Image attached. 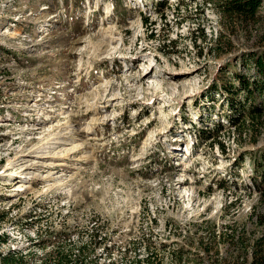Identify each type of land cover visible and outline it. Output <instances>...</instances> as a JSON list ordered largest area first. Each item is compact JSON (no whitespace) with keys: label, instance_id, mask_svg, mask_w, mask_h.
<instances>
[{"label":"rangeland","instance_id":"1","mask_svg":"<svg viewBox=\"0 0 264 264\" xmlns=\"http://www.w3.org/2000/svg\"><path fill=\"white\" fill-rule=\"evenodd\" d=\"M204 1L0 0V260L93 240L91 264L252 263L264 112L211 94L254 73L264 4Z\"/></svg>","mask_w":264,"mask_h":264},{"label":"trees","instance_id":"2","mask_svg":"<svg viewBox=\"0 0 264 264\" xmlns=\"http://www.w3.org/2000/svg\"><path fill=\"white\" fill-rule=\"evenodd\" d=\"M204 3L219 5L220 9L224 11V14H229V16L232 17L235 15L242 20H256L259 18V11L264 4V0H205ZM162 9L163 6L160 7V10ZM246 66L247 68L254 66V73L236 74V84L230 82L228 86L224 87V89L221 88V90L220 87L216 85V87H214V92L216 93H212L211 96H215L214 94H219L222 91L224 96H226L223 98L224 102L228 101L227 103L232 109L241 108V110L247 112L253 120L262 123V114L264 112V55L251 53ZM238 93L245 95L244 104L234 99V96ZM241 110L238 112H242ZM229 121L236 126L239 123V118L233 119L229 116ZM241 126L244 125H239L237 127L239 131L242 130ZM203 134L207 135L208 133ZM209 134H211V132ZM259 159L260 161L258 164L257 159L254 160V168L257 172L262 170L261 177L264 179V156L259 157ZM5 216H7V213ZM250 217L255 218L254 222H256L258 226L264 225V212H262V210L257 211L254 209ZM228 228L230 227L227 226L226 229ZM230 229L232 230V227ZM242 233L243 235L240 236L239 243L241 246H244L242 250L244 249L243 253L245 254V252H247V249H245V231ZM92 241L91 243L75 241L74 245L71 247H58V249H56V254L42 258L39 264H91L86 256V251L92 248L94 244ZM136 243L138 242L135 241L132 243L134 248L136 247ZM96 246L97 242H95V246L93 247L94 251L96 250ZM75 249L77 252H75ZM130 249H132V247ZM130 249H126L124 255H126ZM147 250H150V247H148ZM109 254L110 253H108V255ZM154 254L155 253H148V255L143 258L136 256L133 260H127L124 257L122 264H158ZM252 255L251 264H264V236L258 239L253 245ZM28 263L29 261L26 256L17 251H11L3 255L0 260V264ZM93 264H100V257H97ZM112 264H115V262H112Z\"/></svg>","mask_w":264,"mask_h":264},{"label":"bare ground","instance_id":"3","mask_svg":"<svg viewBox=\"0 0 264 264\" xmlns=\"http://www.w3.org/2000/svg\"><path fill=\"white\" fill-rule=\"evenodd\" d=\"M90 128V127H89ZM65 140H69V137H67ZM66 143V142H65ZM66 145V144H65ZM57 165H60V164H57ZM62 165V164H61ZM26 184L25 183H20V186H19V188L18 189H20V188H23L24 186H25Z\"/></svg>","mask_w":264,"mask_h":264}]
</instances>
